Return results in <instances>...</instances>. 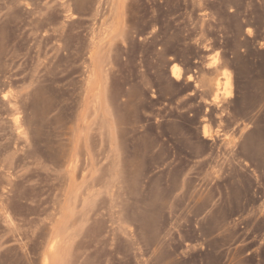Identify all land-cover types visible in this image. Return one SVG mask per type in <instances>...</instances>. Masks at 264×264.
Returning a JSON list of instances; mask_svg holds the SVG:
<instances>
[{"label":"rangeland","instance_id":"374dc122","mask_svg":"<svg viewBox=\"0 0 264 264\" xmlns=\"http://www.w3.org/2000/svg\"><path fill=\"white\" fill-rule=\"evenodd\" d=\"M0 264H264V0H0Z\"/></svg>","mask_w":264,"mask_h":264},{"label":"bare ground","instance_id":"6f19581e","mask_svg":"<svg viewBox=\"0 0 264 264\" xmlns=\"http://www.w3.org/2000/svg\"><path fill=\"white\" fill-rule=\"evenodd\" d=\"M173 76L175 78H177L178 80L181 78V75H182V71L179 69V68H175L173 69ZM223 75L226 77V82L222 85L221 88H217V92L216 94L214 95V100H219V98L224 95L226 97H229L230 95V90L231 89V85L233 84V82H231L232 80V74L230 71H224L223 72ZM218 86L220 85L219 83L217 84ZM233 86V85H232ZM208 130L205 128L204 129V135H208Z\"/></svg>","mask_w":264,"mask_h":264},{"label":"clouds","instance_id":"9594fccd","mask_svg":"<svg viewBox=\"0 0 264 264\" xmlns=\"http://www.w3.org/2000/svg\"><path fill=\"white\" fill-rule=\"evenodd\" d=\"M249 34H251V29H249ZM230 98V97H229Z\"/></svg>","mask_w":264,"mask_h":264}]
</instances>
